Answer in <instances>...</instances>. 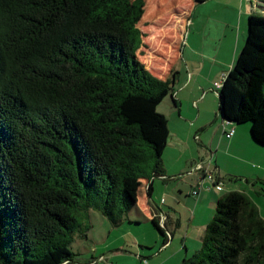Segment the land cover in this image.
I'll return each mask as SVG.
<instances>
[{
    "label": "trees",
    "instance_id": "trees-1",
    "mask_svg": "<svg viewBox=\"0 0 264 264\" xmlns=\"http://www.w3.org/2000/svg\"><path fill=\"white\" fill-rule=\"evenodd\" d=\"M144 7L0 0V264H73L69 248L90 229V211L117 228L138 182L162 176L168 121L156 107L167 95L177 106L176 73L161 80L137 58ZM214 93L216 119L248 125L264 147V15L247 17ZM179 264H264L253 201L238 191L217 198L201 247Z\"/></svg>",
    "mask_w": 264,
    "mask_h": 264
},
{
    "label": "crops",
    "instance_id": "crops-1",
    "mask_svg": "<svg viewBox=\"0 0 264 264\" xmlns=\"http://www.w3.org/2000/svg\"><path fill=\"white\" fill-rule=\"evenodd\" d=\"M166 1L172 5H176V3H182L185 7L182 9L181 13L174 14L171 18L165 20L161 25V29L171 25V28L167 29L168 31L170 30L169 37L167 38L165 35L166 38H164V40H167L168 42V48H166V51L171 52V50L174 49L176 53L175 58L178 59L179 65L177 68H173L170 64L167 66L164 63L162 66L165 65V67H162L163 69L161 70L159 67L157 68V66L154 65V62L151 59H147L146 64L149 63V68L146 69H148L154 76L159 77L161 80L170 79L172 73H176L177 77L173 81L172 87H174L176 84L177 86L180 85L182 87L188 88V86L192 84V87L189 89V103L192 102L193 106H197V101L200 99H196V97H194V93L200 90L199 85H201L200 80H198L199 78L197 76V72L198 70H202L200 72L202 73L204 67L203 64L200 67L195 65L193 57L197 56L198 53H203L204 50H199L197 53L195 46L189 43H194L195 39L198 38L197 41L199 40V42H201V49L205 48L203 45L205 43H207L208 47H210V56L212 62L217 63L219 60L222 61L225 56L224 54L229 53L228 51L230 46L232 54L234 51L237 52L236 45L239 44L238 42L240 37L244 34L246 36L247 17L251 14H264V0ZM211 2L214 3L215 6L219 5L220 7H215L212 14L207 15L206 18L200 17L198 8L196 7L199 5L205 6ZM214 13L216 15H214ZM145 21L146 18L143 15L138 24L139 30L141 23L143 25ZM148 33L151 34V32ZM150 38L151 36L149 37V40ZM186 48L192 49L193 52L188 55L185 50ZM197 49H199V47H197ZM170 60L172 61L173 59ZM234 61H232V64H230V68L233 66ZM172 92L173 95H176V97L178 96L175 91L172 90ZM203 96L204 93L202 94V98ZM198 112L199 113L197 116H200L199 108ZM175 121L181 125L180 118H176ZM203 123L204 125H202V127L200 125L194 128L193 121H190V130L185 132L187 135L194 136L193 138L200 143V135L203 132L208 131L209 124L210 126L214 124L217 125V128L212 132V141L208 145H202V143H200L199 149L201 151L199 150L196 153L187 154L186 156L185 154H180L181 156L177 155L176 159H174L177 164H173L172 169L167 163V160H165L166 151L164 150L163 157L161 158L164 171L162 176H154L151 178V181L140 180L137 184V187H135V208L138 209H133L126 216V221L124 220L122 225L127 224L130 226L134 223H137L134 225H138V222H131L136 220L138 221V219L134 218V215H132V212H135L137 217L142 218L144 222H150V220L153 218L154 221L160 225L163 230L162 232L164 233V236H161L157 233L158 238H156V240L152 236L150 242L143 243L142 241L137 240V246L140 248L139 250H143L147 253L145 254L146 257L142 258V260L145 262L144 264H179L181 261L192 256L195 252H198L199 248L201 247L203 236L201 228L203 225L206 227L207 223L214 216L210 214L211 202L207 203V214H203L204 210L201 208V203H203L205 195L207 194L215 197L214 201L217 200L218 197L215 196L213 190H211L212 187L215 188L213 185V180L216 176L219 179L228 176L232 179L234 178L233 181L243 177V181L253 187L252 192L246 189L243 190L240 187L229 186L228 184L225 185L223 181L220 182V189L216 191L219 192L223 189V186H226L228 188V190H226L229 193L233 191L242 192L253 201L260 217L264 221V153L258 154L254 152L255 150L264 151V147L258 146L251 140L248 125H230L223 123L216 119V114L210 116L209 120H205ZM232 128L235 131L233 136L230 139L226 138L224 136V132ZM177 138L179 142L181 140L180 136H177ZM180 144L182 143H179L178 146ZM243 161L245 163V167L242 164ZM226 162H228L230 167L227 166ZM176 167L178 168L175 169ZM189 169H192L191 173ZM236 170H241L243 172ZM229 173L235 175H229ZM184 174L196 175L195 183L198 185V187L189 186L190 191L187 192V195L189 196L192 195L193 190H196V195L200 196V199L195 201L193 213L156 211L150 203L151 193L156 183L155 181L161 180L162 185H164V183H166L171 178L173 179ZM150 182L152 187L151 193L148 195L147 188L149 187ZM180 183H182V187L186 188V183L183 181H180ZM197 188L201 189L199 190ZM204 190H208V193ZM160 202H163V200L161 199ZM92 214V211H90L88 215L90 216ZM104 220L106 219L104 218ZM129 222L131 224H129ZM106 224H108V226L114 230L122 226L120 225L119 227L114 228L108 221ZM91 229L87 230L84 237L79 236L75 239L76 243H74L77 244L76 247H79L78 245H80V242L89 241L90 245L89 247L87 246L86 248H83V250L79 249L76 253H72V255H74L71 260L73 264H97L92 263L94 260L96 261L94 254L97 253V249L95 244L97 245L98 243L94 237L92 238V235H88ZM109 230L110 229L108 228V235L110 234ZM88 256L90 257L89 259H87Z\"/></svg>",
    "mask_w": 264,
    "mask_h": 264
},
{
    "label": "rangeland",
    "instance_id": "rangeland-1",
    "mask_svg": "<svg viewBox=\"0 0 264 264\" xmlns=\"http://www.w3.org/2000/svg\"><path fill=\"white\" fill-rule=\"evenodd\" d=\"M146 2V6L144 7L143 15L146 18L145 23H141L140 30L144 37H142V47L138 51L137 58L144 64L145 68H149V63L146 64L147 58L151 59L154 62V65L159 67V69H163L165 65H171L173 68H177L179 65L178 59H176V53L173 50L171 52H167L166 48H168L167 40L164 38L169 37V32L167 29L171 28V25L168 27H164L161 29V25L164 23L165 20L171 18L174 14L181 13L182 9L185 7L183 4L176 3V5H172L171 3L167 2L166 0H144ZM180 7V8H178ZM220 6H215L214 3H208L205 6L199 5L198 8L199 16L206 18L207 15H211L213 9ZM214 15H216L214 13ZM264 15V14H263ZM145 25V26H144ZM198 28V26H197ZM148 32H151L148 33ZM166 35V36H165ZM151 36L150 40L149 37ZM198 38L195 39V42H191L189 44H193L197 50H204L203 53H198L197 56L193 57L195 65L200 67L203 64L204 70H198L197 76L198 80H200L201 85H199L200 90L194 93V97L196 99H200L197 101V106H193L192 102L189 103L190 95L189 89L192 87V84L187 87H182L180 85H176L172 87L173 91L178 94L174 95L175 99L177 100V106L175 107L172 104V97L167 95L159 105H157L156 110L158 113L162 114L166 120L168 121V144L165 148V160L169 164L170 168L172 169L173 164H177L174 159L176 156H181L180 154L185 156L187 154L196 153L199 151V144L208 145L212 141V132L217 128V125L210 126L208 131L203 132L200 135V143L196 141L192 135H187L185 131L190 130V121H193L194 128L201 125H204L205 120H209L210 116L215 115L217 113V99L216 94L214 93V84L219 83L221 77L225 75L230 69V64L232 61L237 59L238 53L240 52L241 46L245 42V34L240 37L239 44L236 45V51L232 54L231 46L229 48V53L224 54V58L222 61L212 62L211 61V52L210 47H208L207 43L203 44L205 46L204 49H201V42ZM242 44V45H241ZM241 45V46H240ZM199 47V49H197ZM186 53L189 55L193 52L192 49L186 48ZM235 55V56H233ZM233 56V58H232ZM170 59H173L172 61ZM162 66V64H164ZM148 70V69H147ZM149 71V70H148ZM150 72V71H149ZM177 74L175 75V79ZM173 85V84H172ZM202 86V87H201ZM204 96L202 98V94ZM195 100V99H194ZM180 106V107H179ZM198 108L200 110V116L198 115ZM197 116V117H196ZM180 118L179 125L175 119ZM248 132V131H247ZM246 132V133H247ZM247 135V134H246ZM177 136H180L181 140L178 142ZM179 143H182L178 146ZM201 151V150H200ZM255 153H264V151H254ZM227 163V166L230 165ZM243 166L245 165L244 161L242 162ZM245 167V166H244ZM176 167L175 169H177ZM242 169V168H241ZM243 170V169H242ZM190 173L192 169H189ZM239 172H243L241 170H236ZM236 172V173H239ZM233 173V172H231ZM229 175H235L231 174ZM195 174L194 175H182L176 178H171L168 180L164 185H162L161 180H156L155 187L151 193V205L155 208L156 211H169V212H184V213H193L195 201L200 199L199 195H187V192L190 191L189 186H197L195 183ZM183 181L186 183V188L182 187ZM223 183L228 184L229 186L240 187L243 190H249L252 192L253 187L249 184H246L243 181V177L238 178L236 181H233L232 178L225 176L222 177ZM170 184V185H169ZM211 185V184H210ZM206 187V186H205ZM180 188V189H179ZM201 189V188H197ZM206 189V188H205ZM226 186H223L221 191H216L215 188L212 187L215 196L220 198L221 196L229 193ZM208 193V190H204ZM203 191V192H204ZM209 196V197H208ZM214 198L212 195H205L203 203H201V208H203V214H207V203H210V214L214 215ZM161 199L163 202H160ZM165 201V202H164ZM198 203V204H200ZM138 209V208H134ZM202 210V209H201ZM92 215L89 216V236L92 235V238L96 239L97 245L95 247L97 249V253L95 255V259L92 263L97 264H144L145 262L142 260L143 257H146L147 254L145 251H140L138 245V241L150 242L151 237L153 236L154 239L158 238L157 232L154 230L153 226L150 222H144V220L140 217H137L135 212H132L134 218H137L138 221H131V222H138V225H130L127 224L122 225L118 229H111L108 226L107 221L104 220L100 216L97 211L92 210ZM178 214V213H177ZM131 215V216H132ZM92 226V227H91ZM160 226V225H159ZM202 227V226H201ZM110 229V234L108 235L107 229ZM205 225L201 228V231L204 232ZM184 231V229H183ZM201 232V233H202ZM80 241V240H79ZM158 242V241H157ZM76 243V242H75ZM72 244L69 248L71 253H76L77 250L89 247L88 242H80L79 247H76L77 244ZM94 245V244H93ZM141 257V258H139ZM90 257L88 256L87 259ZM155 260V259H154ZM80 264V263H79Z\"/></svg>",
    "mask_w": 264,
    "mask_h": 264
},
{
    "label": "built area",
    "instance_id": "built-area-1",
    "mask_svg": "<svg viewBox=\"0 0 264 264\" xmlns=\"http://www.w3.org/2000/svg\"><path fill=\"white\" fill-rule=\"evenodd\" d=\"M223 79H224V76L221 77V80H220L219 83H216V82H215V84H214V88H215L216 90H217L218 88L221 87V83H222ZM234 132H235V131H234V129L232 128V129H230V130L224 132V136H225L226 138H229V139H230V138L233 136V133H234ZM214 181H215V180H213V184H214ZM214 187H215V190H219V189H220V184H216V186H214ZM196 194H197V191H196V190H193V191H192V195L195 196ZM62 264H66V262H63Z\"/></svg>",
    "mask_w": 264,
    "mask_h": 264
},
{
    "label": "water",
    "instance_id": "water-1",
    "mask_svg": "<svg viewBox=\"0 0 264 264\" xmlns=\"http://www.w3.org/2000/svg\"><path fill=\"white\" fill-rule=\"evenodd\" d=\"M223 123H227V124L233 125V123H230V121H224Z\"/></svg>",
    "mask_w": 264,
    "mask_h": 264
}]
</instances>
